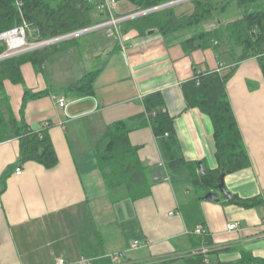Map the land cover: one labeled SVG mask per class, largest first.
Instances as JSON below:
<instances>
[{
  "label": "crops",
  "instance_id": "obj_1",
  "mask_svg": "<svg viewBox=\"0 0 264 264\" xmlns=\"http://www.w3.org/2000/svg\"><path fill=\"white\" fill-rule=\"evenodd\" d=\"M91 2L95 19L106 18ZM133 8L117 0L116 15ZM213 27L214 20L201 24V29ZM102 29L85 33L83 43L78 38L52 52L43 63L23 62L20 82L4 78L0 83L4 120L34 130L49 121L47 133L58 159L51 168L26 161L18 175L19 139L10 128L3 134L0 264H57L59 259L65 264H184L199 251L213 263H264V76L258 60L241 61L226 84L250 165L225 174L230 199L218 195V201H208L187 167L179 174L167 168L143 115V99L161 92L185 160L196 170L198 161L206 173L215 170L212 120L187 105L182 84L198 73L219 71L221 64L227 68L231 56L214 47L185 51L181 40L190 30L167 37L157 29L149 34L151 29L129 28L118 37L113 29ZM37 31L29 26L30 33ZM93 72L92 92H64ZM56 97L66 104L59 106ZM121 124L143 172L139 187L145 193L136 198L125 184L109 181L111 166L100 164L110 131ZM254 198L261 201L243 205L235 200ZM232 223L237 225L229 229ZM198 227L204 233L196 234ZM204 237L210 245L202 243ZM136 240L140 246L131 249ZM118 252L124 255L114 261L112 254Z\"/></svg>",
  "mask_w": 264,
  "mask_h": 264
},
{
  "label": "trees",
  "instance_id": "obj_2",
  "mask_svg": "<svg viewBox=\"0 0 264 264\" xmlns=\"http://www.w3.org/2000/svg\"><path fill=\"white\" fill-rule=\"evenodd\" d=\"M127 1L134 6L133 11H141L174 0ZM189 3L192 6L191 11L177 13L175 6H168L125 20L121 27L125 31L135 28L140 33L157 29L167 37L190 30L191 34L181 40L185 51L214 47L223 49L231 56L232 63L225 72L198 73L182 84L187 105L200 108L212 120L218 161V168L215 170L199 174L195 164L185 160L175 136L173 121L165 110L161 92L150 93L143 99L145 108L143 115L148 119L169 171L179 174L183 167H187L199 188L205 192L210 190L218 192L217 185L221 172L228 174L250 165V158L228 98L226 84L238 64L252 57L258 60L264 76V0H189ZM233 3L239 15L225 22L221 16L228 12ZM22 10L23 17L29 25L38 27L37 32L29 33L30 41L65 35L88 28L103 20V18L95 19L93 16L95 5L91 0H23ZM209 20L215 21V27L209 30L201 29V24ZM21 23L22 18L15 6V0H0V33ZM77 39L78 37L71 38L1 59L0 83L4 78L20 82L19 66L23 62L37 59L43 63L52 52L62 51L76 44ZM5 50L6 45L0 41V54ZM93 75L94 72L74 82L66 87L64 92H77L80 95L92 92L90 82ZM3 102L1 101L0 104L5 103ZM9 123L11 127L8 126ZM9 123L4 120L0 110V140L9 128L19 139V157L15 167L29 160L47 168L57 164V155L47 128L34 130L26 124ZM99 159L102 167L111 166L108 177L113 184H125L135 198L145 193V189L139 187L140 182L144 181L141 164L130 146L127 129L122 124L115 125L110 131L108 149L100 154ZM235 200L241 201L239 203L243 205L261 201L258 198L250 201ZM202 243L210 245L208 237H204ZM208 257L207 253L199 251L188 256L184 264H220L213 263ZM238 264L264 263L246 261Z\"/></svg>",
  "mask_w": 264,
  "mask_h": 264
},
{
  "label": "built area",
  "instance_id": "obj_3",
  "mask_svg": "<svg viewBox=\"0 0 264 264\" xmlns=\"http://www.w3.org/2000/svg\"><path fill=\"white\" fill-rule=\"evenodd\" d=\"M93 2L97 3V8L100 9L103 13H106V18L98 22L97 24L90 26L88 28H84L75 32H71L65 35H61L58 37L54 38H49L45 40H28L29 36V23L26 21V19L23 17V10H22V5H23V0H15V6L18 10V12L21 15L22 18V23L19 24L18 26H15L11 29L5 30L0 33V41L3 42L6 45V50L0 54V60L11 57L14 55H19L23 54L28 51H32L35 49H40L43 47L51 46L53 44H56L60 41L68 40L71 38L78 37L80 34H85L88 33L92 30H97V29H102V28H112L115 32V34L120 37L122 33V27L121 24L128 19H132L134 17H137L141 14L151 12L157 9H161L164 7V4L146 9V10H141V11H133L128 14L124 15H116V2L117 0H91ZM226 66L222 65L219 67V71L225 69ZM57 103L59 106H64L66 104V99L64 97H56ZM51 126V123L49 121H44L41 124L42 128H48ZM15 173L20 175L23 172L22 166L18 165L14 169ZM237 224L232 223L228 225L229 229L235 228ZM196 234H202L204 233L203 229L201 227L196 228L195 230ZM140 246L139 241H134L130 244V248H137ZM124 253L123 252H118L115 254H112V259L114 261H117L121 257H123ZM207 261V260H206ZM83 261L77 263V264H82ZM57 264H65L63 259H59Z\"/></svg>",
  "mask_w": 264,
  "mask_h": 264
},
{
  "label": "water",
  "instance_id": "obj_4",
  "mask_svg": "<svg viewBox=\"0 0 264 264\" xmlns=\"http://www.w3.org/2000/svg\"><path fill=\"white\" fill-rule=\"evenodd\" d=\"M181 1H184V0H175V1H172L170 3H166V4H164L161 7L172 6V5L177 4V3L181 2ZM153 32H154V30L151 29V30H149L148 33L152 34ZM196 165H197V170L201 174H205L206 173L201 161H198ZM224 176H225V174L223 172H221L220 175H219V182H218V185H217L218 192L213 191V190L208 191L204 196L201 197L203 200L218 201L219 200V198H218L219 193L222 194L223 196H225L227 199H230L232 197V193L224 185Z\"/></svg>",
  "mask_w": 264,
  "mask_h": 264
},
{
  "label": "rangeland",
  "instance_id": "obj_5",
  "mask_svg": "<svg viewBox=\"0 0 264 264\" xmlns=\"http://www.w3.org/2000/svg\"><path fill=\"white\" fill-rule=\"evenodd\" d=\"M175 1V0H174ZM172 2V1H170ZM170 2H167V3H170ZM166 4V3H164ZM172 6H175L176 10L180 13V12H184V11H190L191 10V5L189 4V0H184V1H181L177 4H174ZM239 15V12L238 10L236 9V6L235 4H231L229 9H228V12L226 14H223L221 16V18L226 22V21H229V20H232V19H235L236 17H238ZM211 26V23L209 24ZM113 28V27H112ZM111 28V29H112ZM103 30V29H102ZM84 34H80L78 35V38L80 40L81 43H83V41L86 39V37L83 36Z\"/></svg>",
  "mask_w": 264,
  "mask_h": 264
}]
</instances>
